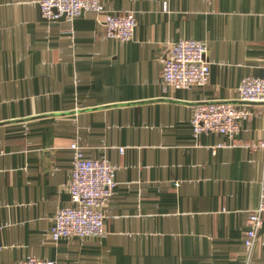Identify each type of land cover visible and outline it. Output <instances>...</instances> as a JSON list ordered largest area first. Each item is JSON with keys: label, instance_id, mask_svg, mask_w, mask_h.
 <instances>
[{"label": "crops", "instance_id": "0c3cea01", "mask_svg": "<svg viewBox=\"0 0 264 264\" xmlns=\"http://www.w3.org/2000/svg\"><path fill=\"white\" fill-rule=\"evenodd\" d=\"M135 15L134 38H107L104 15L43 19L40 0H0V264H264L248 218L264 174V105L239 87L264 71V0H100ZM207 45L209 83L177 90L170 47ZM253 113L235 141L193 135L199 104ZM78 143L115 169L102 238L50 236L69 193ZM218 145H223L216 148Z\"/></svg>", "mask_w": 264, "mask_h": 264}, {"label": "built area", "instance_id": "2783aa9c", "mask_svg": "<svg viewBox=\"0 0 264 264\" xmlns=\"http://www.w3.org/2000/svg\"><path fill=\"white\" fill-rule=\"evenodd\" d=\"M43 19L58 21L75 19L86 13L104 15L107 38L128 42L134 38L137 21L135 15H113L106 11L100 0H40ZM211 66L207 45L202 41L185 39L173 44L165 58L162 77L166 87L177 90L192 86L205 87L210 80ZM239 99L244 103L264 105V71L261 77H246L239 87ZM253 113L231 103H209L195 107L192 117L193 135L217 134L234 142L240 131V122ZM223 145H218L219 148ZM264 151V140L255 145ZM75 160L71 172L69 193L72 207L59 209L50 229L54 242L68 238H102L106 235L105 209L114 195L115 169L107 161L85 159L78 143L71 146ZM246 246L251 251L264 228V174L261 181L259 202L248 218ZM16 264H56L51 260L30 258Z\"/></svg>", "mask_w": 264, "mask_h": 264}, {"label": "water", "instance_id": "95a60500", "mask_svg": "<svg viewBox=\"0 0 264 264\" xmlns=\"http://www.w3.org/2000/svg\"><path fill=\"white\" fill-rule=\"evenodd\" d=\"M242 103H244V102H242ZM245 104H249V103H245ZM253 104V103H252ZM199 105H201V104H199Z\"/></svg>", "mask_w": 264, "mask_h": 264}]
</instances>
